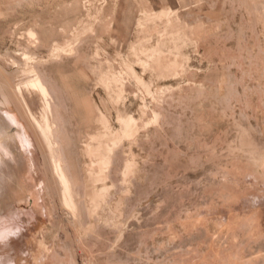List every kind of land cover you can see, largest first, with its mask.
<instances>
[{
  "label": "rangeland",
  "instance_id": "1",
  "mask_svg": "<svg viewBox=\"0 0 264 264\" xmlns=\"http://www.w3.org/2000/svg\"><path fill=\"white\" fill-rule=\"evenodd\" d=\"M0 101V264H264V0H0Z\"/></svg>",
  "mask_w": 264,
  "mask_h": 264
},
{
  "label": "bare ground",
  "instance_id": "2",
  "mask_svg": "<svg viewBox=\"0 0 264 264\" xmlns=\"http://www.w3.org/2000/svg\"><path fill=\"white\" fill-rule=\"evenodd\" d=\"M33 79L30 80L31 82H28L29 85L33 86L34 88L36 87L42 93V95H44L45 100L47 98L46 108L48 114L54 115L53 114L54 111L52 110L53 106H51L52 104L49 101L50 91H48L49 88L48 89L46 88L48 84L46 83L45 86V83L42 82V80L38 76H36L35 80ZM5 99H6L5 101H8V98L6 96ZM0 105L1 106L3 105L1 101H0ZM49 120L50 119H48L47 116L48 123ZM47 129L49 130V132L55 133V131L53 130V126L51 127L50 125H48ZM27 143H28L27 137L24 134L20 124L18 123L15 114L12 113L8 114L2 108L0 111V214L4 215V213L12 211L17 206H20L22 203H25L26 205V203L29 202L28 198L31 195L29 194V188L26 182V178H28V175H26V168L23 162L24 151H22L23 149L25 151L27 150L28 147ZM63 159H66L65 156ZM33 165L34 163L32 162L31 165L30 164L27 165V168L30 169L32 168ZM59 176L61 181L63 182V185L65 186V190H66L65 193L69 195L70 200L74 201L75 195L73 196V193L70 192L71 184L69 183L68 179L64 177L63 174H60ZM70 180H72L73 188H74L75 182L73 177ZM73 190H75V188Z\"/></svg>",
  "mask_w": 264,
  "mask_h": 264
},
{
  "label": "clouds",
  "instance_id": "3",
  "mask_svg": "<svg viewBox=\"0 0 264 264\" xmlns=\"http://www.w3.org/2000/svg\"><path fill=\"white\" fill-rule=\"evenodd\" d=\"M250 199H251V203H252L253 206L258 205V204L261 202L260 197H258V196H253V197H251ZM7 242H8V241L5 240V239L0 240V245H4V244H6ZM7 264H14V261L9 260V261H7Z\"/></svg>",
  "mask_w": 264,
  "mask_h": 264
},
{
  "label": "snow or ice",
  "instance_id": "4",
  "mask_svg": "<svg viewBox=\"0 0 264 264\" xmlns=\"http://www.w3.org/2000/svg\"><path fill=\"white\" fill-rule=\"evenodd\" d=\"M4 238H0V240H3Z\"/></svg>",
  "mask_w": 264,
  "mask_h": 264
}]
</instances>
